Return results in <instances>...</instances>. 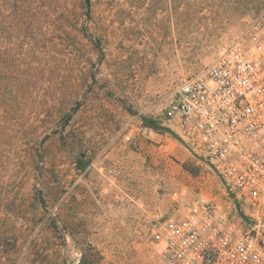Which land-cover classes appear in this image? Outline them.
Masks as SVG:
<instances>
[{
	"label": "rangeland",
	"instance_id": "374dc122",
	"mask_svg": "<svg viewBox=\"0 0 264 264\" xmlns=\"http://www.w3.org/2000/svg\"><path fill=\"white\" fill-rule=\"evenodd\" d=\"M254 33L264 0H0V233L24 232L19 264H162L174 194L221 189L158 101Z\"/></svg>",
	"mask_w": 264,
	"mask_h": 264
},
{
	"label": "built area",
	"instance_id": "2783aa9c",
	"mask_svg": "<svg viewBox=\"0 0 264 264\" xmlns=\"http://www.w3.org/2000/svg\"><path fill=\"white\" fill-rule=\"evenodd\" d=\"M158 104L167 132L221 189L211 199L174 194L152 231L162 264H264V41L231 42Z\"/></svg>",
	"mask_w": 264,
	"mask_h": 264
},
{
	"label": "trees",
	"instance_id": "16d2710c",
	"mask_svg": "<svg viewBox=\"0 0 264 264\" xmlns=\"http://www.w3.org/2000/svg\"><path fill=\"white\" fill-rule=\"evenodd\" d=\"M13 0H4L6 5H11ZM166 131L168 129L165 127ZM24 232H1L0 233V264H19V254L21 250L20 239ZM94 259L89 260L87 254H82L79 264H95L98 260L96 258L97 251L93 254Z\"/></svg>",
	"mask_w": 264,
	"mask_h": 264
},
{
	"label": "water",
	"instance_id": "95a60500",
	"mask_svg": "<svg viewBox=\"0 0 264 264\" xmlns=\"http://www.w3.org/2000/svg\"><path fill=\"white\" fill-rule=\"evenodd\" d=\"M85 1H86L87 4L89 3V0H85Z\"/></svg>",
	"mask_w": 264,
	"mask_h": 264
}]
</instances>
